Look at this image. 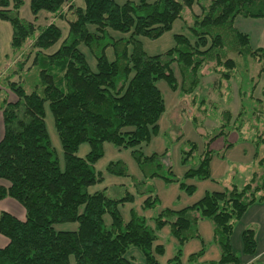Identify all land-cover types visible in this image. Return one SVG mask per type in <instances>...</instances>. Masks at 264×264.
I'll use <instances>...</instances> for the list:
<instances>
[{
    "label": "trees",
    "instance_id": "obj_1",
    "mask_svg": "<svg viewBox=\"0 0 264 264\" xmlns=\"http://www.w3.org/2000/svg\"><path fill=\"white\" fill-rule=\"evenodd\" d=\"M75 1L31 0L34 19L25 20L20 16L23 0H0V18L12 26L13 59L19 56L14 60L16 69L8 67L0 75L4 122L0 200L13 198L25 209L24 219L0 211V234L9 240L0 247V264H132L127 256L131 246L142 250L146 264H159L157 256L165 253V246L158 242L159 234L167 226L178 242L177 252L167 264H182L183 247L192 239H201L198 223L204 219L212 222L213 243L220 250V258L212 264H264L262 260L252 261L260 254L253 229L242 231L240 253L231 242L235 220L253 204L264 201V99L254 97L257 85L250 93L255 100L251 115L246 114L247 93L242 95L240 89V111L235 115L223 109L218 130L207 137L205 149L198 155L197 144L190 142L189 148L183 150L182 163L187 165L193 158L195 166L181 178L164 162L168 149L149 156L140 149L159 134V121L166 111L159 80H165L173 91L194 96L202 82V69L208 64L218 76L214 83L221 88L223 81L228 84L236 75L233 55L256 59L260 64L258 76H264V47H254L250 35L234 25L237 16L264 19V0H83L80 5ZM196 5L199 12H192L188 25L191 36L175 34V45L163 53L150 55L145 51L140 37L162 36L184 17L187 8L192 11ZM42 11L60 18L71 12L67 35L63 36L56 22L37 24ZM110 31L122 35L116 37ZM58 42L60 45L52 52L51 47ZM27 44L30 50L24 53ZM82 46L95 58V70ZM109 47L113 48V60L107 57ZM28 61L30 65L24 69ZM30 70L36 74L33 83L28 75H20ZM28 84L30 88H26ZM8 92L17 98L11 100ZM46 104L64 152L63 168L48 133ZM205 111L202 110L204 115ZM203 118L191 117L197 128ZM254 118L262 127L253 123ZM245 127L255 131L250 140L257 146L256 162L262 170L254 171L241 188L231 185L206 192L184 208L162 209L153 225L135 209L130 219L124 220L119 206L134 202L133 193L112 197L107 187L89 191L105 180L95 164L104 155V143L109 142L132 149L142 180L133 177L123 161L110 162L106 170L132 178L137 194L147 196L144 210L154 208L160 201L151 184L154 178L178 182L192 195L196 185L185 181L210 179L214 154L224 156L234 146L228 140L232 132L238 133L241 140L247 139L241 134ZM220 137L224 143L218 151L212 144ZM85 143L90 145V151L81 157L78 151ZM106 214L111 216L109 226ZM71 222L78 223L75 230L55 227ZM205 250L203 243L198 252L190 254L189 261L200 259Z\"/></svg>",
    "mask_w": 264,
    "mask_h": 264
},
{
    "label": "rangeland",
    "instance_id": "obj_2",
    "mask_svg": "<svg viewBox=\"0 0 264 264\" xmlns=\"http://www.w3.org/2000/svg\"><path fill=\"white\" fill-rule=\"evenodd\" d=\"M31 0H23L20 7V16L25 20H33L34 15L30 7ZM152 1V0H150ZM76 4H83V0H76ZM199 12V7L196 5L191 11L189 8L184 12V17L177 19L173 23L171 30L166 31L162 36L151 39L148 37H140L143 42L145 51L150 54L163 53L169 48L175 45V34L183 33L191 36L188 25L192 21L193 13ZM66 18H60L51 13L42 11L36 21L37 24L45 26L50 22H56L63 31V36L68 33V18L72 19L73 14L67 11ZM258 18H248L243 16H238L234 21V25L239 30H245L244 32L249 33L253 36V42L255 45L264 44V19ZM11 23L7 20L0 18V75L8 67H13L16 69L14 60L18 58L17 56L13 59V50L11 48ZM114 36L119 37L122 35L119 32H112ZM258 39L261 40L258 43ZM61 42V41H60ZM58 42L56 45L51 47V51H55L60 45ZM264 46V45H263ZM82 51L86 53L87 59L93 70L96 69V60L91 55L89 50L82 46ZM30 50V44L24 47L23 52L27 53ZM109 60L114 59L113 48L109 47L106 51ZM237 61L236 75L234 80H231L227 84L223 81L222 87H218L214 80L217 76L215 72L211 70L210 65H205L202 69L203 77L200 86L193 93L194 96L182 95L179 90L173 91L165 80H159L157 85L164 95L166 101L167 111L162 115L161 120V133L154 137L150 144H142L140 149L145 155H151L152 153L162 154L166 149H168V154L165 158V163L172 166L175 176L182 177L184 172L189 167H194L195 162L191 158L187 165L182 163V153L183 150L188 149L190 142L197 144L198 151L196 154H200L205 149V144L207 142V137L216 134L218 126L221 123V112L224 108H230L235 115L238 113L237 106L240 107L241 96L238 95V88L243 92L242 95L246 94L248 99V107L246 109V114L251 115V107L255 104L254 97H261L264 99V94L262 89H264V76H258V71L260 64L253 57H244L233 55ZM25 56L21 57L24 59ZM31 61V60H30ZM30 61L26 62L24 67L27 68L30 65ZM13 68V69H14ZM35 70V69H34ZM175 75L178 80L181 81L179 71L174 65ZM37 71V70H35ZM35 71L24 72L20 74L21 76L28 75L32 80L35 79ZM18 78V76H16ZM257 85V89L254 90V97H250L252 91V86ZM229 85V86H228ZM32 87V86H31ZM26 88H30V85H26ZM228 88V89H227ZM11 100H15L17 97L14 93L8 92ZM237 98V100H236ZM232 100L234 103L237 102L235 107L233 104L230 107H226L225 100ZM250 99V100H249ZM202 101V104L200 102ZM199 104L200 108H197ZM261 106V105H260ZM236 108V109H235ZM206 109L205 115L202 110ZM196 115V117L204 116L202 120V125L200 128L195 127L191 117ZM244 118V117H243ZM264 120V116H263ZM254 124L260 125L261 122L253 119ZM46 125L48 128V133L50 135L52 145L56 150V154L59 158L61 167H64V152L61 146L60 139L55 129L54 118L49 109L48 104H46ZM248 123L246 124V126ZM248 128L245 127L241 134L246 135ZM254 130L251 131L253 134ZM182 134V137L179 135ZM237 135L233 133L228 137L229 141L238 138ZM224 143V138H217L212 144V148L221 149ZM256 147V144H253ZM249 148L250 145L242 140L235 145V148L230 150L227 155L220 156L214 154L211 161L212 176L207 180H197V179H187L185 182L188 184H195L196 191L190 195L180 188L178 182H166L161 178H154L151 180V184L154 186V194H156L160 201L159 204L154 208L144 210L142 208L143 202L147 196H142L137 194L133 180L131 177H121L112 175L107 172L106 168L110 162L113 161H123L128 167L129 173L138 179H143L142 172L132 155V149L118 148L112 143H104V155L95 164L98 171H102L105 180L101 184L90 187V192H95L96 190H102L107 187L108 195L112 197L123 196L127 191L135 195L134 202H126L119 206L120 212L125 221H128L131 217V210L135 209L138 213L143 214L147 217L151 225L154 224V217L159 214V212L164 208L181 209L186 206L192 205L201 199L206 192H212L217 190H224L231 185H237L239 188L243 187L252 177L254 171H261L262 169L258 166L255 159L251 158L249 154L244 155V148ZM90 151V145L85 143L80 146L78 155L85 157ZM262 153H264V147H262ZM263 155V154H262ZM261 204L255 203L246 211L242 218L235 220L234 231L232 234L231 242L234 250L240 251L241 247V233L244 229H253L256 233L258 244L257 248L262 251L264 248V212L263 208L260 207ZM106 224L109 226L111 223V216L106 214L104 216ZM58 230H75L78 227L77 222L71 223H60L55 225ZM199 233L201 239H192L188 241L183 247L182 264H209L205 262L189 261V256L191 253L198 252L203 247V242L205 247H208L209 252L206 259L216 258L213 256L214 251H218L220 256V250L213 243V224L210 220L204 219L200 220L198 223ZM159 243L165 246V253L163 255H158L159 264H167L168 260L172 258L178 249V242L176 238L171 234L170 228L165 227L159 234ZM240 253V252H239ZM127 256L132 259V264H146L144 254L142 250L137 246H131L128 250ZM264 258V257H263Z\"/></svg>",
    "mask_w": 264,
    "mask_h": 264
},
{
    "label": "crops",
    "instance_id": "obj_3",
    "mask_svg": "<svg viewBox=\"0 0 264 264\" xmlns=\"http://www.w3.org/2000/svg\"><path fill=\"white\" fill-rule=\"evenodd\" d=\"M237 17H238V16H237ZM237 17H236V18H237ZM236 18H235V20H236ZM258 19H261V18H258ZM258 19H257V20H258ZM241 31H245V30H241ZM246 33H247V32H246ZM248 34H249V33H248ZM249 35H250V34H249ZM11 37H12V31H11ZM250 37H251L252 45H253L254 47H264V46H263L264 44H257V45H255L254 42H253V36L250 35ZM260 42H261V40L258 39V43H260ZM10 43H11V41H10ZM228 86H229V85H228ZM227 89H228V88H227ZM256 89H257V87H256ZM256 89H255V90H256ZM239 90H240V88H238V95H240ZM262 92H263V89H262ZM236 100H237V98H236ZM225 103L228 104V105H226V107H230L231 104H233L235 107L237 106V102L234 103L233 99H232V100L227 99V100H225ZM239 104H240V107H239V105L237 106V110H238V112L240 111V108H241V101H240ZM224 109H229V110H231L230 108H224ZM235 109H236V108H235ZM166 111H167V108H166ZM166 111H165V112H166ZM231 111H232V110H231ZM233 111H234V110H233ZM233 111H232V112H233ZM233 114H235V113L233 112ZM160 120H161V118H160ZM159 125H160V131H159V134H160V133H161V124H160V122H159ZM232 133H233L234 135H237L236 132H232ZM232 133H231V134H232ZM159 134H158V135H159ZM231 134H230V135H231ZM3 135H4V122H3V115H2V112L0 111V140L2 139ZM158 135H157V136H158ZM244 136H245L247 139H244V140H242V141L248 143V144L250 145V147H249V148L245 147L243 153H244V155L249 154V156H250L251 158H253V159L256 160L257 146L254 147V146H253L254 142L250 140V138H251V136H252L251 130L248 129L247 134L244 135ZM155 137H156V136H155ZM153 138H154V137H153ZM153 138H152V140H153ZM152 140L150 141V143L152 142ZM240 141H241V138H240V136L238 135V138H237V139L232 140V142H234V146L228 148V149L226 150V152H225V155H227L228 152H229L230 150H232L233 148H235V145L238 144ZM150 143H148V144H150ZM261 149H262V148H261ZM210 169H211V176H212L211 163H210ZM184 173H185V172H184ZM259 204H261L260 207L263 208V212H264V201L260 202ZM2 210H4V211H8V212L14 214L15 216H17V217L20 218V219H24V218H25V209H24V207H23L18 201H16V200L13 199V198L7 197V198H4V199L0 200V211H2ZM163 229H164V228H163ZM163 229H162V230H163ZM8 242H9L8 238H6V237L3 236L2 234H0V247H4V246H6V245L8 244ZM187 243H188V242H187ZM187 243H186V244H187ZM203 243H204V242H203ZM186 244H185V245H186ZM165 251H166V249H165ZM208 252H209V249H208V247H206V250H205L204 255L199 259L200 261H199V260H198V261H199V262H205V263L212 264V263H211L212 261H217V260L220 258L218 251H214V252H212V253H214L213 256L216 255V258L206 259V256L208 255ZM214 257H215V256H214ZM263 257H264V248H263L262 251H260V254H259V255H257L255 258H253L252 261H255L256 263H258V262H261V260H262V263H264V258H263ZM252 261H251V262H252Z\"/></svg>",
    "mask_w": 264,
    "mask_h": 264
}]
</instances>
